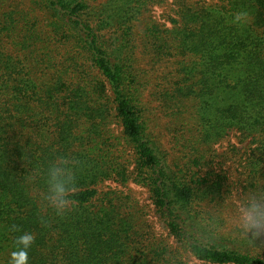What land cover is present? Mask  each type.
I'll use <instances>...</instances> for the list:
<instances>
[{"label": "trees", "instance_id": "1", "mask_svg": "<svg viewBox=\"0 0 264 264\" xmlns=\"http://www.w3.org/2000/svg\"><path fill=\"white\" fill-rule=\"evenodd\" d=\"M162 2L97 9L88 0H36L47 30L34 9L0 0V264H23L15 240L24 232L34 237L27 264H189L136 219L129 195L103 187L131 179L149 188L169 232L196 259L264 264V242L223 232L211 208L228 188L212 145L229 131L246 142L247 190L264 185V0H173L170 27L146 21L143 47L152 63L178 59L169 97L200 132L184 138L197 154L178 170L147 130L133 36L139 16ZM61 159L73 188L57 213L43 192L49 164Z\"/></svg>", "mask_w": 264, "mask_h": 264}, {"label": "rangeland", "instance_id": "2", "mask_svg": "<svg viewBox=\"0 0 264 264\" xmlns=\"http://www.w3.org/2000/svg\"><path fill=\"white\" fill-rule=\"evenodd\" d=\"M16 1L20 2L23 8L34 9L32 15H37L39 25L47 30L50 29V26H47L48 20L37 6L36 0ZM201 1L216 2L219 0ZM88 2L91 6L93 5L98 9L108 6L112 0H88ZM172 2L173 0H165V2L153 5L148 11L140 15V18L135 21L133 36L137 43L135 54L140 57L139 69L141 70L140 77L142 81L140 99L144 107L143 117L148 126L147 130L158 144L161 155L167 159L173 169L178 170L186 162L188 163L189 158L197 154V152L193 153L184 146V138L186 139L190 136L198 138L200 132L199 129L196 131L192 124L186 123V118L183 115L176 112L174 104L169 97L172 86L175 85L178 79L175 76L179 72L178 59L175 57L170 59L164 57L162 60H155L152 63L151 54H148L143 47L146 42L143 33L146 21L154 19L165 27L171 26ZM108 94L112 96L110 91ZM111 127L114 135L121 138L118 148L126 151L127 157H132L130 144L126 139L122 138L123 133L120 123L115 119L111 122ZM245 144L246 142L240 141L237 132L233 130L229 131L215 146L212 145V154L215 155L213 166L215 170L226 175V183H228L227 192L224 194L225 198L220 199L217 206L211 207L216 214L224 219L222 230L225 233L236 229L232 222L233 205L237 193L247 190V166H245L246 161L244 158ZM128 166L133 170L134 163L131 161ZM194 167L198 168V165ZM103 187L104 189H118L123 192V195H129L136 219L138 218V221L143 226L145 225L147 230L150 229L155 238L163 239L178 249L189 264H214L196 259L173 238L153 203L152 194L148 187L138 184L132 179L124 184L106 181Z\"/></svg>", "mask_w": 264, "mask_h": 264}, {"label": "clouds", "instance_id": "3", "mask_svg": "<svg viewBox=\"0 0 264 264\" xmlns=\"http://www.w3.org/2000/svg\"><path fill=\"white\" fill-rule=\"evenodd\" d=\"M73 188L70 169L61 159L49 164L45 175L43 199L57 213H62L69 204V194ZM232 222L236 230L255 245L264 242V185L237 193L232 209ZM34 237L24 232L16 237V251L25 255L23 264H27L26 252ZM13 264H18L17 260Z\"/></svg>", "mask_w": 264, "mask_h": 264}]
</instances>
